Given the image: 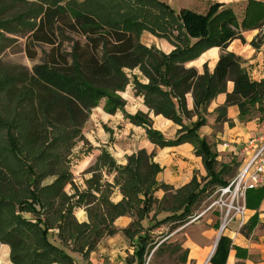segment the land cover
<instances>
[{
    "label": "trees",
    "instance_id": "1",
    "mask_svg": "<svg viewBox=\"0 0 264 264\" xmlns=\"http://www.w3.org/2000/svg\"><path fill=\"white\" fill-rule=\"evenodd\" d=\"M262 27L264 2L257 0L246 1L240 21L219 2L210 4L203 14L181 8L175 15L158 0H0V39L4 33L26 31L28 45L52 47L49 61L34 66L29 79V85L47 92L32 105L33 92L23 88L15 119H0V126L8 130L7 153L14 161L13 166L2 162L5 146L0 140V244L9 247L10 263L75 264L68 252L88 257L104 236L117 233L113 226L117 218L130 216L135 220L122 233L136 239L131 264H145L153 249L151 232L165 224L172 231L184 225L198 199L225 186L230 181L228 170L237 172L234 162L216 169L215 147L200 138L198 129L206 125L202 114L220 94H226V102L215 110L216 123L232 126L226 116L230 106L238 108L240 122L258 116L255 110L264 107V82L253 80L242 59L226 51L233 41H243L242 31ZM66 32L79 37L68 54L70 63L57 42V34ZM143 32L166 39L174 51L164 55L145 47L140 43ZM210 48L221 51L212 72L205 65L202 74L184 67ZM134 68L148 79L147 84L134 79L136 95L143 97L155 116L180 126L174 138L153 129L147 115L124 112L117 92L128 83L124 70ZM228 83L233 85L231 93H227ZM0 90H4L3 81ZM186 94L192 96L193 111L187 110ZM101 100L106 113L121 111L130 123L144 128L148 140L158 147L190 144L201 159L205 183L201 186L194 175L174 193V205L164 209L165 196L159 201L155 194L173 187L156 181L162 169L153 155L139 150L127 157L125 165H118L102 150L85 172L90 177L84 180V188L75 186L66 160L80 139L84 121ZM193 115L195 122L183 123ZM48 178L52 181L45 183ZM68 185L70 193L65 191ZM116 189L122 199L113 203L110 197ZM263 196L264 187L248 191L246 208L256 209ZM77 209L85 211L87 222L76 220ZM160 212L169 216L157 220ZM150 214L152 224L145 228L142 222ZM249 225L255 223L250 220ZM51 235L59 245L50 240ZM234 249L236 256L242 253ZM229 250V241L221 236L210 264H225ZM186 259L187 254L182 264Z\"/></svg>",
    "mask_w": 264,
    "mask_h": 264
},
{
    "label": "crops",
    "instance_id": "2",
    "mask_svg": "<svg viewBox=\"0 0 264 264\" xmlns=\"http://www.w3.org/2000/svg\"><path fill=\"white\" fill-rule=\"evenodd\" d=\"M158 1L167 4L175 15H177L178 11L183 8L181 0ZM216 2L227 3V0H216ZM208 6V3L206 8L203 5L202 11L204 8L206 10ZM235 41L229 44L227 49L229 52H234L232 47H234ZM140 43L145 47L153 48L164 55H169L175 49V46L166 39L156 37L148 32H143L141 34ZM220 53L219 48H210L202 53L197 59L184 64V67L186 69L194 68L198 74H202L203 67L205 65L207 66L209 72H212L218 61ZM254 54V59L250 61L252 74L249 73V75L253 80L257 81V77H261L259 76L261 74L259 72L261 67H263L262 78H264V64L263 59L261 58L263 52L261 50L257 53L254 51ZM124 73L128 79V83L123 91L117 92V95L124 102V112L130 115L137 113L147 115L152 123L153 129L160 132L168 139L174 138L178 130H180V126L174 124L171 120L166 119L161 115L155 116L144 104L143 97L136 95L135 93L134 79L141 84H147L148 79L143 76L138 68H134L132 70L125 69ZM232 89V83H228L227 93H231ZM185 99L187 110L193 111V99L191 94H186ZM225 102L226 94H220L210 103L206 110L207 115L205 116L202 114L206 119V125L198 129V135L200 138H205L212 145L216 143L215 149L218 155L217 159L221 153L227 152L226 149H230L231 153L229 154V160L232 163L234 162L238 164V172L246 158L243 151L244 145L249 139L258 137L264 132V118L261 119L258 116H254L247 121L240 122L238 120V108L236 106H230L226 110V116L232 123V126L230 127L227 122L216 123V115L214 112L217 108L222 107ZM103 108L104 103L100 109H97V111H100L101 117L104 116L102 119L103 124L106 125L105 130L101 128V130H97L95 134L91 132L88 136V141L89 144H91L93 151L88 152L86 155L84 154L82 157L83 159L78 161L80 172L87 171L85 169L91 165V159H95L96 162V159L102 150L109 153L118 165H125L128 156L139 150H145L148 155H153L154 163L158 164V166L162 169L156 176V181L159 184H166L175 189H179L187 185L192 180L194 175L199 178H205L206 173L202 166L201 159L194 155V149L190 144L184 143L176 147H158L148 140L144 128L130 123L124 118L121 111H116L114 114H108ZM126 109L132 112H128ZM196 119L197 116L193 115L189 119L183 120V123L187 124L186 121H188V124H190L195 122ZM217 141H221L222 143H217ZM226 164L228 163L226 162ZM104 178H106L109 182L112 180V177L110 176L108 177L105 175ZM158 193L159 191L155 194L156 198H158ZM121 199L122 195L116 189L112 193L110 200L113 203H118ZM83 213H85V211ZM209 213L208 218L204 219V223L207 225V228L204 230L203 236H196L195 241H193V245L191 243L187 244L189 258L186 264L191 262L193 264H210V259L216 249L214 246L219 236L217 228L220 221V215L217 211H211ZM250 220L255 223L253 227L249 225ZM77 221L80 223L87 222L86 213L84 220ZM131 222L132 217L130 216L117 218L113 223V226L117 231V233L113 235L115 237L108 236L106 239H102L99 243H97L98 245H96L95 251L90 253L86 258H83L80 254L69 252L74 259V263H93L95 261L94 256L103 251V247L105 245L109 247V251L106 254L107 256H111V258L116 257L117 253L119 254L120 250L124 249L127 243L134 251L136 239L130 240L122 233V230L128 228ZM221 236L227 239L230 243V250L226 257L225 264H264V196L256 209L247 208V220L246 224L242 228L239 229L235 223L234 225H230L221 234ZM221 236H219V239ZM234 248H239L242 253H239V256H236ZM133 251L132 259H130L129 262L130 264L133 261ZM9 253V247L7 245L0 244V264H11L9 261Z\"/></svg>",
    "mask_w": 264,
    "mask_h": 264
},
{
    "label": "rangeland",
    "instance_id": "3",
    "mask_svg": "<svg viewBox=\"0 0 264 264\" xmlns=\"http://www.w3.org/2000/svg\"><path fill=\"white\" fill-rule=\"evenodd\" d=\"M82 1V0H77ZM178 1V0H177ZM224 1V0H218ZM247 0H227V3H224L226 7L231 8L235 17L240 21L242 19L245 5ZM263 2L264 0H257ZM216 0H181V5L183 8L195 11L197 13L203 14L205 13V8L208 5L215 3ZM177 5V4H176ZM204 5V10L202 11ZM198 9V10H196ZM264 27L261 29H254L250 31H242L243 41L236 40L234 42V47H232L233 53L237 56H240L242 59V65L246 68L247 72L252 74V66H250V61L254 59V51L257 53L260 50L263 52L262 59L264 64ZM28 32L26 31H18L17 33L8 34L4 33L3 38L0 39V81L4 82V90H0V119L6 121V119H15V111L16 109V102L19 98L21 100L20 92L23 88L28 87L31 92H33V98L31 100V104L35 105L37 98L44 96V92H47L42 87L32 86L29 85V79L31 77L32 68L36 65H40L49 61L50 58V51L52 49L51 46L36 43V44H29V40H27ZM79 40L77 35H74L70 32L64 33V35L57 34V42L61 46L60 52L63 54H67L66 58L68 63H70V58L68 54L71 51V46L74 41ZM228 49V48H227ZM226 49L227 52H229ZM221 52V51H220ZM261 73L257 77L258 82H264L263 76V67L259 69ZM12 87H11V86ZM27 101V100H26ZM104 101L101 100L98 104V108L103 106ZM23 107L26 104L24 101L22 102ZM98 108H94L91 110L89 116L84 121L82 126V133L80 139H77L74 142V146L67 157L66 166L70 171L73 183L75 186L79 188H83V182L86 178L90 176V174L80 172V167H78V161L83 159L82 157L84 154L86 155L88 152H92L93 148L91 144H89L88 136L93 132L95 134L97 130L104 129L106 125L103 124V117H101L100 111H97ZM128 112H132L126 109ZM207 110V108H206ZM258 117L260 116L261 119L264 118V107L255 110ZM260 112V113H259ZM215 115L216 112H214ZM203 115H207V112L203 113ZM22 116V115H20ZM188 124V121H186ZM7 128L0 126V140H3L4 143V153L2 162L4 164L8 163L13 166L14 161L12 157L7 153L8 150V143L6 142L7 137ZM10 132V131H9ZM11 133L13 135L16 134L15 128L12 129ZM217 143H222L221 141H217ZM216 143L213 145L215 147ZM230 146V144H229ZM226 148V147H224ZM216 150V149H215ZM227 152L221 153L219 158L217 159L218 165L217 170H219L223 165L231 163L229 160L230 157V149H226ZM225 150V151H226ZM89 157V156H88ZM91 165L86 168L85 170H89V168L95 163V159H91ZM13 163V164H12ZM228 174L226 177L227 180H231L237 174L230 170H228ZM197 180L202 186L205 181L204 178H199L197 176ZM52 179L48 178L45 183L51 182ZM180 189V188H179ZM178 189L173 188L172 190H159L157 194V198L159 201L165 196L166 200L161 203V207L164 209H169L171 206L174 205L172 196ZM211 190V189H210ZM209 190L208 193L211 191ZM65 191L70 193V185L66 186ZM213 194L214 192L208 195L207 193L201 196L195 205L192 208L191 217L187 219V222L176 228L175 230H170L168 224L162 225L158 229H155L151 232V240L153 249L150 251L149 255L146 257L145 264H182L183 258L187 254V259L184 264L187 263L189 258V250L187 248V244L191 243L193 245V241H195V237L203 236L204 230H206L207 225L204 223V219H207L209 216V212H206L198 220L192 222L193 216L198 215L201 213L208 205L213 201ZM174 197V196H173ZM82 209L76 210L75 218L76 220L82 221L85 218V213ZM149 215L148 219L142 222V225L145 228H148L152 223L149 221L151 218ZM169 216L168 212H160L157 215V220H161ZM31 218L30 216H26ZM135 218H132V221ZM205 224V226H204ZM235 223H231L230 225H234ZM220 225L218 224L217 231L219 232ZM108 236H104L102 239H106ZM115 237V236H113ZM101 239V240H102ZM50 240L59 245L58 241L55 238V235L50 236ZM100 240V241H101ZM99 241V242H100ZM98 242V243H99ZM98 245V244H97ZM158 248V250H157ZM109 251V247L106 245L103 247V251L99 252L95 255V261L91 264H130V259H132V251L133 249L127 243L124 249L120 250V253H117V256L111 258V256H107V252ZM68 252V251H67ZM187 252V253H185ZM69 253V252H68ZM189 264H193L192 262Z\"/></svg>",
    "mask_w": 264,
    "mask_h": 264
},
{
    "label": "built area",
    "instance_id": "4",
    "mask_svg": "<svg viewBox=\"0 0 264 264\" xmlns=\"http://www.w3.org/2000/svg\"><path fill=\"white\" fill-rule=\"evenodd\" d=\"M243 151L246 158L235 177L225 186L218 187L208 207L192 218L194 222L206 212L217 211L220 215V236L231 223H236L239 229L246 224V194L248 191L264 187V132L249 139Z\"/></svg>",
    "mask_w": 264,
    "mask_h": 264
},
{
    "label": "water",
    "instance_id": "5",
    "mask_svg": "<svg viewBox=\"0 0 264 264\" xmlns=\"http://www.w3.org/2000/svg\"><path fill=\"white\" fill-rule=\"evenodd\" d=\"M219 236H220V235H219ZM219 236H218V239H219ZM218 239H217V241H216L215 247H216V245H217Z\"/></svg>",
    "mask_w": 264,
    "mask_h": 264
},
{
    "label": "bare ground",
    "instance_id": "6",
    "mask_svg": "<svg viewBox=\"0 0 264 264\" xmlns=\"http://www.w3.org/2000/svg\"><path fill=\"white\" fill-rule=\"evenodd\" d=\"M215 247V246H214Z\"/></svg>",
    "mask_w": 264,
    "mask_h": 264
}]
</instances>
